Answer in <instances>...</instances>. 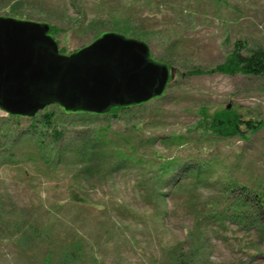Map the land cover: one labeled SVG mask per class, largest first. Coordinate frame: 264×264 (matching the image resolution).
<instances>
[{"label":"rangeland","instance_id":"rangeland-1","mask_svg":"<svg viewBox=\"0 0 264 264\" xmlns=\"http://www.w3.org/2000/svg\"><path fill=\"white\" fill-rule=\"evenodd\" d=\"M15 1L59 28L66 53L128 24L172 78L163 97L114 116L52 105L57 140L32 135L31 119L1 125L0 111V264H172L196 250L193 264H264V211L233 208L253 193L264 203V79L187 74L223 62L235 41L264 48V0H0V15ZM226 108L262 126L230 138L194 129L202 110ZM97 137L105 157L84 169L78 146Z\"/></svg>","mask_w":264,"mask_h":264},{"label":"water","instance_id":"water-1","mask_svg":"<svg viewBox=\"0 0 264 264\" xmlns=\"http://www.w3.org/2000/svg\"><path fill=\"white\" fill-rule=\"evenodd\" d=\"M46 22L0 15V111L34 118L57 105L66 115L105 116L165 95L172 69L148 43L103 31L67 54Z\"/></svg>","mask_w":264,"mask_h":264},{"label":"trees","instance_id":"trees-1","mask_svg":"<svg viewBox=\"0 0 264 264\" xmlns=\"http://www.w3.org/2000/svg\"><path fill=\"white\" fill-rule=\"evenodd\" d=\"M5 16H10V17H15V18H20V19H27L28 16L25 15V13L22 11L21 7L19 6V3L16 1L12 3V5L9 7L7 12H5ZM111 29L113 31L120 32L124 35H128L131 31V26L128 24H122L119 22H113L111 23ZM54 39L56 40V36L59 35L60 30L57 26L50 25V31H49ZM101 31L95 30V37H97L100 34ZM136 38H145L142 35H134ZM94 37V38H95ZM144 39V40H145ZM147 41V40H146ZM59 48V52L62 54H67L64 48L59 47V42L56 40ZM149 42V41H147ZM153 55V54H152ZM158 60L166 62L170 68L172 69L170 63L163 57L159 58ZM213 73H218L221 75H226L233 77L237 74L245 75V76H254V77H261L264 79V48L262 47H253V48H248L247 44L245 42L241 41H235L232 44L231 50L229 53L226 55L225 59L223 62L217 64L214 66L211 70L204 71L201 69H192L189 71L187 74H195V75H201V74H213ZM172 78V77H171ZM58 107L57 105H55ZM52 106L46 107L44 110H42L39 114H37L34 118H31L29 122L30 128H32L33 133L32 135L38 134L40 136H44L48 134V132L51 133V136L54 137L55 140L59 139L61 136L60 129L58 128L57 125V119H56V112L50 111V108ZM59 109V107H58ZM124 110H113L110 113H108L106 116L110 115H115V113L121 112ZM203 111V110H202ZM201 111V120L195 126V130L199 131L200 134H212L218 137H224V138H230L234 136H240L243 137V132L240 131L241 125L246 126V130L249 131H255L259 129L262 126L261 122H243L241 120V117L231 111L228 110V108L215 113L212 116H206L205 111ZM60 115L65 116L62 112L61 109H59ZM74 117H89V118H101L96 115H72ZM6 117L5 122H3L5 127H9V121H12L15 123V127H18V122L21 118L17 117ZM13 126V125H12ZM3 126H0V130ZM36 135V136H38ZM39 137V136H38ZM40 138V137H39ZM100 137H97V139H94L92 141L86 140L82 143L81 146H78L77 152V157L83 162L84 164V169H89L93 165L94 159L102 158L105 157V152L101 150L103 147L100 145L102 143V140L99 139ZM41 139V138H40ZM100 140V141H99ZM42 143V142H41ZM114 153V152H113ZM52 152H46L44 154V159L50 160V155ZM120 156L122 159H125L123 154H119V152L114 153V156ZM173 162H167L166 165L163 167V169H167L168 167L172 166ZM248 193V192H247ZM248 197V200H247ZM250 199V195L248 194L246 196V200L242 201L241 204L235 205L233 208L237 214H239V211H241V216L247 217L249 212H254L255 214L258 212H263L264 211V203H262L259 194L253 193V196ZM79 198V197H78ZM76 198V200L80 201V199ZM253 201V205L248 206L246 205L245 201ZM240 209V210H239ZM247 209V210H246ZM253 209V210H252ZM243 210V212H242ZM254 214V215H255ZM221 215V214H220ZM242 217V220H240L241 223L246 224V218ZM239 222V221H238ZM243 224V225H245ZM197 249V247L195 248ZM183 251L180 253H177L174 258L171 260L172 264H193L194 259L196 258L195 255L198 252L196 250L193 252H186L184 254H181ZM187 258V260H186Z\"/></svg>","mask_w":264,"mask_h":264}]
</instances>
